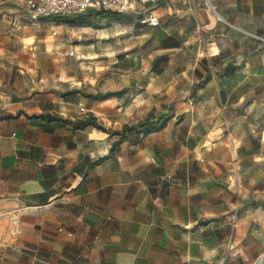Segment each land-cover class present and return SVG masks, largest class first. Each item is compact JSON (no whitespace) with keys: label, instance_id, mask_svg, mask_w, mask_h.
I'll return each instance as SVG.
<instances>
[{"label":"crops","instance_id":"0c3cea01","mask_svg":"<svg viewBox=\"0 0 264 264\" xmlns=\"http://www.w3.org/2000/svg\"><path fill=\"white\" fill-rule=\"evenodd\" d=\"M210 1L0 0V264H264V0Z\"/></svg>","mask_w":264,"mask_h":264},{"label":"built area","instance_id":"2783aa9c","mask_svg":"<svg viewBox=\"0 0 264 264\" xmlns=\"http://www.w3.org/2000/svg\"><path fill=\"white\" fill-rule=\"evenodd\" d=\"M27 9L30 19L33 21L47 20L56 16H65L83 13L89 10H104L119 16L131 11L129 0H18ZM208 10L217 21L222 18L217 14L216 7L210 0H203ZM140 25L157 26L158 20L152 14H144L138 19ZM256 40L264 42V39L253 36ZM80 112H84L80 108Z\"/></svg>","mask_w":264,"mask_h":264},{"label":"trees","instance_id":"16d2710c","mask_svg":"<svg viewBox=\"0 0 264 264\" xmlns=\"http://www.w3.org/2000/svg\"><path fill=\"white\" fill-rule=\"evenodd\" d=\"M46 21H57V22H60V23H68V24H72L74 23L75 21V18L74 17H66V16H56V17H53V18H50V19H47ZM121 95V93H116V94H106L104 96H97L96 99H101V98H107V97H110V96H119ZM159 128H157L155 125H149L147 126L145 129H144V132L145 133H151V132H154V131H157Z\"/></svg>","mask_w":264,"mask_h":264},{"label":"rangeland","instance_id":"374dc122","mask_svg":"<svg viewBox=\"0 0 264 264\" xmlns=\"http://www.w3.org/2000/svg\"><path fill=\"white\" fill-rule=\"evenodd\" d=\"M25 9H26V8H25ZM27 13H28V12H27ZM65 16H69V15H65ZM32 21H33V20H32ZM41 21H46V20H41V19H40V20H37V21H35V22H36L37 24L39 23V25H40V22H41ZM50 22L58 23L57 21H50ZM86 23H87L86 18H85V19H80V18H79L78 20L75 21L74 24L79 26V25L86 24ZM29 25H30V24H29ZM40 26H41V25H40Z\"/></svg>","mask_w":264,"mask_h":264}]
</instances>
